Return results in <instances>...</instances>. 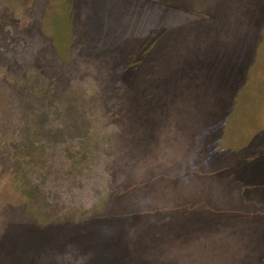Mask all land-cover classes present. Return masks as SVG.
<instances>
[{"label":"rangeland","instance_id":"obj_1","mask_svg":"<svg viewBox=\"0 0 264 264\" xmlns=\"http://www.w3.org/2000/svg\"><path fill=\"white\" fill-rule=\"evenodd\" d=\"M262 5L0 0V264H264Z\"/></svg>","mask_w":264,"mask_h":264},{"label":"trees","instance_id":"obj_2","mask_svg":"<svg viewBox=\"0 0 264 264\" xmlns=\"http://www.w3.org/2000/svg\"><path fill=\"white\" fill-rule=\"evenodd\" d=\"M262 6H263V8H264V5H262ZM232 89H233V88H232ZM234 89H237V88H234ZM241 91H242V90H239V89H238V90H232V91H230V92H232L233 94H235L234 96H235V98H236V101H235L236 104L233 105L234 107H238V102H237V101H238V98H237V96H238L239 98H241V94H242V93H240ZM236 92H238L239 95H236ZM241 102H242V101H241ZM243 103H244V102H243ZM241 106H242V105H241ZM239 107H240V105H239ZM248 107H249V105H248ZM248 107H247V104H246V109H247ZM243 109H244V108H241V110H243ZM237 111H240V110L237 109ZM237 111H236V112H237ZM156 138H157V137H156ZM156 141H157V139H156ZM145 143H147V142H145ZM157 144L160 145V144H161V141H160L159 143H157ZM145 145H146V144H145ZM181 168H182V165H181Z\"/></svg>","mask_w":264,"mask_h":264}]
</instances>
